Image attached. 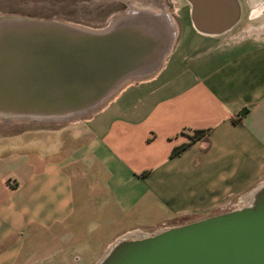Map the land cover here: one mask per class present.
<instances>
[{
	"label": "crops",
	"instance_id": "1",
	"mask_svg": "<svg viewBox=\"0 0 264 264\" xmlns=\"http://www.w3.org/2000/svg\"><path fill=\"white\" fill-rule=\"evenodd\" d=\"M263 11L249 6L212 35L189 9L162 68L126 85L82 133L0 145V264H55L105 242L99 262L134 230L242 207L264 182ZM195 131L206 133L191 143Z\"/></svg>",
	"mask_w": 264,
	"mask_h": 264
},
{
	"label": "water",
	"instance_id": "2",
	"mask_svg": "<svg viewBox=\"0 0 264 264\" xmlns=\"http://www.w3.org/2000/svg\"><path fill=\"white\" fill-rule=\"evenodd\" d=\"M187 1L200 32L224 34L240 21L239 0ZM171 43L167 22L145 12L105 29L1 15L0 121L88 119L130 81L156 74ZM250 197L227 213L124 236L97 264H264V182Z\"/></svg>",
	"mask_w": 264,
	"mask_h": 264
},
{
	"label": "rangeland",
	"instance_id": "3",
	"mask_svg": "<svg viewBox=\"0 0 264 264\" xmlns=\"http://www.w3.org/2000/svg\"><path fill=\"white\" fill-rule=\"evenodd\" d=\"M53 1H55L54 13L50 8V6L53 5ZM241 2L243 3L244 16H247L249 13V6H252L255 10L259 8L264 9V0H241ZM127 5H135L141 9H154L158 14L161 13L165 16L168 15L174 21L177 29V36L174 40L170 53L166 57L167 61L174 46L176 45L179 36V29L181 28L183 31L188 29L187 22L189 20L188 12L190 7L186 0H0V16L14 14L36 19H60L92 29H105L110 25V22L114 17L128 13ZM262 18H264V11ZM245 25L246 21L243 19L239 26ZM154 75L155 73L149 77L135 80L134 82L147 80ZM86 120L87 118L65 121L38 120L18 123H13L7 120L0 121V145L7 146L9 141L15 138H20L22 142L27 141L28 143H51V141L55 140V131L57 130H60L65 135L67 132H73V134L76 135L82 133L81 130L84 128ZM61 139L65 141L66 138L61 137ZM11 149L18 150L20 148L10 146L9 150ZM247 198L246 200H248ZM243 204L241 205L242 207L244 206ZM232 210H235L234 206H230L229 208H226V210L220 211V214L227 213ZM184 222V220H178L177 222L171 223V225L183 224ZM174 227L177 226L169 225L138 229L126 235H130L138 231L145 234H152ZM106 244L107 243L105 242L94 244L84 243L83 245L86 247L85 251L79 249L78 247L76 250L69 253L70 258L67 256H65L67 257L65 258L63 254H58V257H55V264L98 263L97 255L100 253V250L106 246ZM87 246L91 248L88 250ZM66 253L68 254V252ZM76 254L80 255L82 258L75 261L74 257Z\"/></svg>",
	"mask_w": 264,
	"mask_h": 264
},
{
	"label": "bare ground",
	"instance_id": "4",
	"mask_svg": "<svg viewBox=\"0 0 264 264\" xmlns=\"http://www.w3.org/2000/svg\"><path fill=\"white\" fill-rule=\"evenodd\" d=\"M129 1V0H128ZM151 7H153L152 5H150ZM129 7H131L130 8V10L128 11V14L130 13V14H133V13H136V12H145V13H151V14H153V15H156L158 18H160V19H162V20H165L166 22H167V24H168V26H169V28H170V32L172 33V43H171V46H170V49H169V51H168V53H167V55L170 53V51H171V48H172V46H173V44H174V40H175V38H176V36H177V29H176V25H175V23H174V21L168 16V15H164V14H158L154 9H150V8H147V9H141V8H139V7H137V6H135V5H131V6H129ZM166 55V56H167ZM165 61H166V59H164V63H165ZM152 77V76H151ZM153 78V77H152ZM131 83H133L132 81H130L128 84H131ZM127 84V85H128ZM251 196V195H250ZM248 200H246L245 199V203L243 204L244 206L243 207H245V206H248L250 203H251V201L253 200V198L251 197H248L247 198ZM142 234H145V233H143V232H135V233H132V234H130L129 236H132V237H137V236H140V235H142Z\"/></svg>",
	"mask_w": 264,
	"mask_h": 264
},
{
	"label": "trees",
	"instance_id": "5",
	"mask_svg": "<svg viewBox=\"0 0 264 264\" xmlns=\"http://www.w3.org/2000/svg\"><path fill=\"white\" fill-rule=\"evenodd\" d=\"M205 133H206L205 131H195L194 134L192 136H190L191 143H194V142L200 140L201 138H203L205 136ZM186 146H187V144L183 145L179 148H176L173 151L172 156L179 154Z\"/></svg>",
	"mask_w": 264,
	"mask_h": 264
},
{
	"label": "flooded vegetation",
	"instance_id": "6",
	"mask_svg": "<svg viewBox=\"0 0 264 264\" xmlns=\"http://www.w3.org/2000/svg\"><path fill=\"white\" fill-rule=\"evenodd\" d=\"M187 1V0H186ZM187 3L189 4V6H190V10L192 11V5L187 1ZM241 5V4H240ZM50 8H51V10H52V12L54 13L55 12V1H53V5L52 6H50ZM130 8L131 7H129L128 5H127V10L129 11L130 10ZM243 8H242V6H241V18H242V16H243ZM8 15H10V14H8ZM14 15V14H13ZM241 18H240V20H241ZM239 23V22H238Z\"/></svg>",
	"mask_w": 264,
	"mask_h": 264
},
{
	"label": "built area",
	"instance_id": "7",
	"mask_svg": "<svg viewBox=\"0 0 264 264\" xmlns=\"http://www.w3.org/2000/svg\"><path fill=\"white\" fill-rule=\"evenodd\" d=\"M241 208V207H240ZM238 209V208H237Z\"/></svg>",
	"mask_w": 264,
	"mask_h": 264
}]
</instances>
